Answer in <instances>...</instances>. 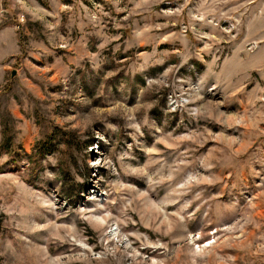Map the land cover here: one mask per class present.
<instances>
[{
  "label": "rangeland",
  "instance_id": "374dc122",
  "mask_svg": "<svg viewBox=\"0 0 264 264\" xmlns=\"http://www.w3.org/2000/svg\"><path fill=\"white\" fill-rule=\"evenodd\" d=\"M0 222V264H264V0H0Z\"/></svg>",
  "mask_w": 264,
  "mask_h": 264
},
{
  "label": "trees",
  "instance_id": "16d2710c",
  "mask_svg": "<svg viewBox=\"0 0 264 264\" xmlns=\"http://www.w3.org/2000/svg\"><path fill=\"white\" fill-rule=\"evenodd\" d=\"M6 131V132H5ZM4 131V134L7 133V129ZM59 135H61V137L65 140V143H67L68 145L71 144V138L69 137L70 133L69 132H64L63 134H58L57 132L54 133V136H49V140H45V141H41L39 143V146H38V151L35 153L36 156H43L45 154H48L49 152H51L53 149V141L56 137H58ZM7 145V148H10L12 146V142L11 141H7L6 143ZM1 223L0 222V230H1ZM1 262V260H0Z\"/></svg>",
  "mask_w": 264,
  "mask_h": 264
},
{
  "label": "water",
  "instance_id": "95a60500",
  "mask_svg": "<svg viewBox=\"0 0 264 264\" xmlns=\"http://www.w3.org/2000/svg\"><path fill=\"white\" fill-rule=\"evenodd\" d=\"M14 74H15V72H14Z\"/></svg>",
  "mask_w": 264,
  "mask_h": 264
}]
</instances>
